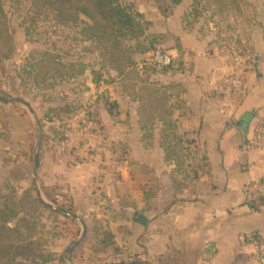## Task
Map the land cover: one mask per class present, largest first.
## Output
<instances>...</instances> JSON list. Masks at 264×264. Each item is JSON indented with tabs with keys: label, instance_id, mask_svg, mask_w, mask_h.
<instances>
[{
	"label": "crops",
	"instance_id": "crops-1",
	"mask_svg": "<svg viewBox=\"0 0 264 264\" xmlns=\"http://www.w3.org/2000/svg\"><path fill=\"white\" fill-rule=\"evenodd\" d=\"M184 1L169 18L155 7L158 22L152 33L165 35L159 47L180 61L177 69L161 72L155 83L165 86L170 95L178 133L193 141L188 148L190 158L179 166L167 162L161 124L144 141L138 104L118 95L119 111L112 115L117 116L116 121L108 113L106 121L111 124L101 131L109 148L104 146V152L92 159L89 150L97 146V139L88 138L82 129L78 135L52 129L42 140L40 133L33 136L30 150L35 148V163L38 156L35 168L39 176L33 184L37 193L41 185L68 193L74 207L87 211L91 195L104 193L116 212L127 216V236L133 233V238L126 237L147 264H255V244L264 242V196L248 186L264 181V149L250 147L247 138L264 125V48L258 44V71L255 78H247L241 105L225 107L212 84L232 64L209 38L188 27ZM30 113V122L39 123L40 114L31 109ZM17 141L20 156L26 143L20 138ZM6 152L0 148V185L20 178L24 168L22 156ZM110 155L126 158L129 169L126 163V169L117 164L111 171ZM123 185L127 194H121ZM140 236L142 247L136 244Z\"/></svg>",
	"mask_w": 264,
	"mask_h": 264
},
{
	"label": "rangeland",
	"instance_id": "rangeland-1",
	"mask_svg": "<svg viewBox=\"0 0 264 264\" xmlns=\"http://www.w3.org/2000/svg\"><path fill=\"white\" fill-rule=\"evenodd\" d=\"M197 1H184V4L185 2L187 4L185 5V17L186 22L190 25L188 27L197 28L201 36L209 38L211 44L226 55L232 65L233 60L240 58L243 67V81L245 82V93L241 98L243 101L246 95L247 78L251 76L253 79L258 71V67L255 65L257 50H261L258 44L264 48V0ZM124 2L131 5L135 12L143 15L141 21L147 25L146 34L148 36L155 34L159 37L156 49L148 52L150 54L139 56L136 65L137 72L141 73V79L147 82H157V78H160L166 71L177 69V66L180 65L179 58L174 57V67L169 69H159L151 64L153 51H166L159 47V42L163 37L165 38V35L152 33L153 30H156L153 26L158 22L154 11L155 2L154 0H124ZM3 3L9 18L14 52L10 58L0 62V96L7 97L10 101L2 102L0 100V148L7 151L6 154L16 152L15 154L18 156L21 149L17 140L20 138L26 143L22 154L18 156H22L20 159L24 164V168L20 169L22 175L16 180L7 182L24 190L29 188L39 177L35 168V148L30 150L33 146L32 142H34L33 136L40 133V140H42L52 129L58 131L65 129L67 133L78 135L85 126V122L90 119L94 120L101 131L106 130V125L111 124L110 121H106L109 119L106 103L117 102L115 98L119 99L118 95L124 98L127 96L119 82H112L110 72L102 69L100 57L96 52L89 50L90 42L76 39L72 28L58 26L51 20L46 21L42 18L44 16L36 15V11H31L33 8L30 7L28 0H3ZM83 18L86 19V17ZM148 19L150 20L149 24ZM159 23L162 22L159 21ZM30 26H32L30 33L26 35ZM235 40H237V45H241V40L245 41V52H240L234 47L232 50L231 46ZM252 43L257 46H252ZM43 50L59 54L67 62L86 64L85 74L73 79L66 78L63 81L57 79L54 87L37 89L27 78V71L30 70L29 64L33 54ZM87 72H89L91 80H88ZM24 77L27 80L23 81ZM241 103L235 108L239 107ZM30 109L40 114L39 123L32 124L30 122ZM118 111L119 109L116 107L113 114ZM110 116L113 121H116L117 116ZM47 126L51 129L47 130ZM37 127L38 129H36ZM57 133L62 135V133ZM44 140V142L47 141L46 138ZM3 144L6 149H3ZM28 144L30 147H27ZM103 155L105 156V153ZM122 157H114L115 163L119 166L123 164L126 169L128 160ZM21 182L22 185H20ZM3 183L0 185L1 188ZM202 187L201 184L199 188ZM133 189L139 190L138 187ZM38 190L44 200L50 202L46 199V194L54 198L57 205H53L71 210L87 225L83 241L67 253V250L80 237L83 230L82 225L76 221L71 222L63 216L55 220V217L45 213L40 220L46 224H58L57 232L60 235L50 242L48 249H45L47 254L52 253V260L46 264H147L141 253H134V247L127 239V237L131 240L133 238V233L127 236L130 232L127 216L119 211L116 212L114 203L104 193L97 191L91 195L93 200L91 199L89 206L91 208L87 211L82 207V209L74 207L68 193H62L42 185ZM120 190L121 194L128 193L126 185H123ZM136 244H140V247L143 246L142 236L139 240L137 239ZM62 256L65 258L61 260Z\"/></svg>",
	"mask_w": 264,
	"mask_h": 264
},
{
	"label": "trees",
	"instance_id": "trees-1",
	"mask_svg": "<svg viewBox=\"0 0 264 264\" xmlns=\"http://www.w3.org/2000/svg\"><path fill=\"white\" fill-rule=\"evenodd\" d=\"M183 1L154 0L158 12L164 18L171 17ZM28 2L36 15L44 16L42 18L46 21L51 20L58 26L72 28L76 39L90 42L89 50L100 57L101 67L110 72L112 82H119L126 96L138 104L142 139L149 141L156 124L160 123L165 160L176 163V166L183 165L192 155L188 148L193 141L178 133L169 106L170 95L165 86L141 79V73L136 70L137 58L156 49L159 40L155 34H146L147 25L141 21L143 15L135 12L124 0ZM13 52L9 18L3 0H0V62L10 58ZM32 57L27 78L37 89H49L54 87L57 79L63 81L85 74L86 64L67 62L49 50L35 52ZM24 80H27L26 77ZM0 100L10 102L7 97L0 96ZM106 105L108 113L114 115L113 110L118 104L113 102ZM45 197L57 205L54 198L47 194ZM45 213L55 217V220L63 216L73 221L48 206L38 195L34 184L24 190L10 183L0 188V264H46L52 260V253L47 254L45 249L60 235L57 232L58 224H46L40 220ZM64 258L62 256L61 260Z\"/></svg>",
	"mask_w": 264,
	"mask_h": 264
},
{
	"label": "built area",
	"instance_id": "built-area-1",
	"mask_svg": "<svg viewBox=\"0 0 264 264\" xmlns=\"http://www.w3.org/2000/svg\"><path fill=\"white\" fill-rule=\"evenodd\" d=\"M233 47L237 50L239 49L240 52H245V41L241 40V45H237V40H235L231 46L232 50H234ZM150 61L151 64L159 69H169L174 67V57L169 52L163 50L153 51ZM233 61L231 70L212 84L213 92L221 97L224 106L230 109L241 103V98L245 93V82L243 81L242 76L243 67L241 66L240 58L238 57ZM82 130L84 135L88 138L97 139V146H91L88 158L92 159L96 154H102L105 149V138L94 120H87ZM247 144L253 148L264 149V125L247 138ZM109 167L111 171L117 168V163H115L112 156L109 158ZM104 174L106 175V173ZM248 189L255 192L257 195L264 196V181L251 183L248 186ZM253 254L255 257V264H264V242H258L255 244Z\"/></svg>",
	"mask_w": 264,
	"mask_h": 264
},
{
	"label": "water",
	"instance_id": "water-1",
	"mask_svg": "<svg viewBox=\"0 0 264 264\" xmlns=\"http://www.w3.org/2000/svg\"><path fill=\"white\" fill-rule=\"evenodd\" d=\"M87 78H88V80H91L89 72H87ZM36 165H38V156H37V159H36ZM38 195L41 197V193H40L39 190H38ZM44 202L48 206H50L52 209H54L55 211L61 213L65 217L70 218V219H72V220H74V221H76V222H78V223H80L82 225V228H83L82 233H81L80 237L78 238V240H76L72 244V246L67 250V253H68V252L73 250L76 246H78L83 241V239H84V237L86 235V232H87V226H86L85 222L80 217L76 216L74 213H72V212H70V211H68V210H66L64 208L55 206V205H53V204H51V203H49V202H47L45 200H44Z\"/></svg>",
	"mask_w": 264,
	"mask_h": 264
}]
</instances>
